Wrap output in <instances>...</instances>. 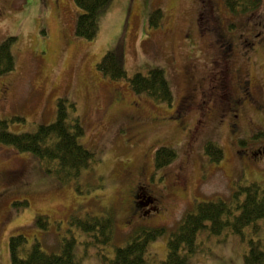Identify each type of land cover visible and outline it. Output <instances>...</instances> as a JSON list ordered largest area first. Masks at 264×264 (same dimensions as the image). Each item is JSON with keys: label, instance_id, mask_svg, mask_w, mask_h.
Segmentation results:
<instances>
[{"label": "rangeland", "instance_id": "374dc122", "mask_svg": "<svg viewBox=\"0 0 264 264\" xmlns=\"http://www.w3.org/2000/svg\"><path fill=\"white\" fill-rule=\"evenodd\" d=\"M206 1L111 0L99 14L96 38L86 39L75 32L82 13L75 0H0V43L16 37L14 69L0 76V120H8L12 132H34L54 122L58 100L67 99L76 107L69 106L70 117H79L84 128L80 141L100 159L78 181L61 182L44 171L36 155L0 143V193L6 192L0 197V264H12L9 239L17 234L27 238L26 249L39 241L48 252L59 251L62 238L73 236L79 264H112L115 249L125 246L136 230L163 228L149 242L147 255L149 264H160L172 232L196 203L229 200L235 189L252 182L264 185V152H253L264 146V41L246 57L242 44L235 42L231 66L247 72L242 76L251 81L254 98L239 109L234 130L221 120L225 113L230 119L228 109L240 91L224 90L223 101L214 102L202 79L216 70L218 46L224 43L222 26L203 29L207 17L215 20L203 14ZM218 1L214 15H221L224 28L232 25L230 32L239 31L240 21L264 28V0L258 14L247 15ZM110 50L119 52L129 79L163 69L171 83V103L136 94L129 80L105 76L97 64ZM4 85L10 86L5 94ZM187 95L189 105H181ZM213 108L220 111L207 114ZM14 116L24 121H12ZM209 142L223 149L219 162L205 153ZM161 146L176 156L157 167L155 153ZM9 175L13 180L6 182ZM137 185L140 213L129 205ZM147 187L162 194L160 207ZM25 199L27 207L16 205ZM109 211L114 229L108 245L90 243V236L70 223L73 215ZM39 214L48 217V230L37 224ZM255 225L257 233L250 226L245 234L264 241V218ZM242 239L230 229L221 234L202 230L187 264H243L248 243Z\"/></svg>", "mask_w": 264, "mask_h": 264}, {"label": "trees", "instance_id": "16d2710c", "mask_svg": "<svg viewBox=\"0 0 264 264\" xmlns=\"http://www.w3.org/2000/svg\"><path fill=\"white\" fill-rule=\"evenodd\" d=\"M110 1L75 0L82 11L76 24L77 36L86 39L96 38L99 31V14L105 10ZM223 1L231 11L246 13V15L258 14L263 6L262 0ZM203 8V13L208 12L209 2H204ZM159 13L161 14V11ZM199 14L201 19V12ZM207 18L209 25L203 26V29L208 31L209 26L212 30L219 29L220 25L217 21ZM151 21L154 20L151 19ZM231 27L230 24L229 28ZM227 28L224 29L227 31L229 30ZM222 29L220 31H223ZM15 41L16 37L10 36L0 43V76L14 69L15 58L12 47ZM255 45V48L261 46L258 43ZM253 49L249 54L253 52ZM244 55L246 57V53ZM97 66L105 76H109L113 81L129 80V85L136 94L145 93L156 102L167 104H170L173 99L171 83L161 68L150 70L147 74L135 73L129 79L122 58L116 50L108 51ZM236 99L239 98L236 96ZM69 106L73 109L76 108L75 104L68 103L67 99H59L56 120L51 124L39 125L34 132H12L8 129V120H0V143L11 145L18 151L36 155L43 165L44 171L61 182L78 181L82 172L91 168L100 159L95 151L87 148L80 141V137L84 135V128L79 117H70ZM222 106L226 109L225 105ZM235 108L232 106L231 109H228L230 114L232 111L235 112ZM213 109L215 114L220 111L219 108L217 112L215 108ZM15 120L24 121V118L21 116L12 117V121ZM253 152H264V146L257 147ZM205 153L213 162H219L224 156L223 149L211 142L206 145ZM175 156L174 150L166 148V146L159 147L155 153L156 166L171 161ZM234 191L229 200L219 198L218 200L196 203L193 209L184 215L177 229L172 232L168 242L167 257L160 264H187L189 257L195 254L199 246L197 239L200 231L208 230L212 234H221L224 229H230L248 243L243 264H264V241L253 239L251 236L247 237L245 234V229L250 226H255V233H257L258 229L255 224L264 218V185L260 182H252L244 187H238ZM152 200H154L153 197ZM16 205L27 207L28 201L25 199L16 202ZM111 213L110 211L107 215H91L89 213L85 218L73 215L70 223L86 232L91 238L90 243L108 245L112 240L114 229ZM48 220L46 215L36 216L37 224L44 230L49 229ZM164 232L163 228L136 230V233L129 236L125 246L115 249L114 257L111 260L112 264H149L147 259L148 244ZM26 243L27 238L23 234L10 237L9 248L12 264H79L75 252L77 241L73 236L62 238L59 251L54 252L44 250L39 241L27 249ZM102 256L106 258L105 255Z\"/></svg>", "mask_w": 264, "mask_h": 264}, {"label": "flooded vegetation", "instance_id": "af4514ba", "mask_svg": "<svg viewBox=\"0 0 264 264\" xmlns=\"http://www.w3.org/2000/svg\"><path fill=\"white\" fill-rule=\"evenodd\" d=\"M209 6L210 8L208 12L205 11L203 14L211 15L215 19V21H217L220 24V26L224 28V24H223L224 21L222 20L221 15L220 14L217 16L214 15L215 11L220 10L219 1L210 0ZM3 11H4V8L0 7V16L3 13ZM225 28L229 29L230 31L232 30L229 28V24L225 25ZM238 28H239V31H237L238 33L236 31L230 32L229 30L221 31V33H223V36H224V43L222 44V46L221 45L218 46V50L221 53V57H220V60L217 62L216 70L213 72L211 76L208 75L202 78L208 82V88H207L209 89L208 97L209 99L213 98L214 102L223 101L224 96L222 95V92L224 90L231 89L235 93H238L240 91V93L237 94V97L239 99L237 100L235 97L232 100L233 107H236V108L234 110L235 112L232 111L230 114V121H229V116H226V113L223 114L224 117L221 120V121L228 120L230 122V125L234 127V130L237 128V124L240 118L238 114L239 109H241L243 103L246 100L251 101L254 98L249 91L250 89L249 85L251 81L245 79L242 76L243 72H245L246 74L247 72L243 69V67H240L238 65L232 64L231 66V61L233 60L232 54L234 52L235 42L238 41L239 43H241L242 44L241 49L243 50V53L249 54V52L252 51V48H254L253 50H255V44L258 43L262 45V42H261L262 39L264 41V38H263L264 35H262L264 34V28L262 26H259V24H255V23L247 24V22L240 21L238 23ZM242 42H244L245 45L249 44V46L247 48H244V44ZM9 88H10L9 85H4L3 90H1L2 93L3 94L7 93ZM188 99H189V95L183 96L181 99V105L182 103L184 105H189L190 101ZM115 101L121 102V99H116ZM213 111L214 109L208 111L207 114H211L213 113ZM17 178H19V176H15L14 180ZM11 180H13V178L11 175H9V180H6V182H11ZM184 188L185 187L183 186L181 190L183 191ZM138 190H140V185H137L136 188H133L131 190V195H130V199H131L130 204H129L130 209L131 211L135 213L136 211H138L139 213L140 211H142L141 207L139 206L138 200H137L139 198ZM147 190L152 193L151 196L154 198V200L158 201V206L160 207L162 194L160 193L158 195L154 190L151 189V187H147ZM4 194H6V192H1L0 197ZM150 212L151 211H148V213Z\"/></svg>", "mask_w": 264, "mask_h": 264}]
</instances>
